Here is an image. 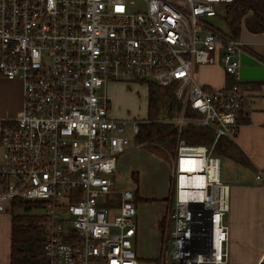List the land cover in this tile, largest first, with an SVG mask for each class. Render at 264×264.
I'll return each mask as SVG.
<instances>
[{"label":"built area","instance_id":"built-area-1","mask_svg":"<svg viewBox=\"0 0 264 264\" xmlns=\"http://www.w3.org/2000/svg\"><path fill=\"white\" fill-rule=\"evenodd\" d=\"M232 1L0 0V78L23 86L22 112L0 118V212L41 202L49 264L137 262L134 192L117 190L114 176L117 156L141 146L134 138L147 117L111 114L108 85L120 82L172 86L180 104L157 120L177 131L160 264L228 263L229 186L213 147L234 140L250 97L239 75L246 45L210 18ZM216 63L228 82L205 87L195 67ZM187 106L199 117L185 118ZM185 123L212 128L213 142L188 143ZM190 173L203 177L199 196L181 184Z\"/></svg>","mask_w":264,"mask_h":264},{"label":"crops","instance_id":"crops-1","mask_svg":"<svg viewBox=\"0 0 264 264\" xmlns=\"http://www.w3.org/2000/svg\"><path fill=\"white\" fill-rule=\"evenodd\" d=\"M238 38L246 45L242 52L260 61L256 67L263 68L264 31L252 33L242 26ZM202 66L206 73L213 74L210 77L207 74L196 76L200 84L221 87L228 82L220 63ZM242 79L250 102L239 113L234 142L249 165L221 157L226 167L222 181L229 186V210L225 217L229 225L227 264H260L264 259V79ZM22 92L21 81L0 78V118L14 117L22 112ZM171 166V159L165 160L143 146H130L117 156L115 188L131 189L129 183H134L132 174H136L137 196L144 199L136 201L135 250L140 261L145 253L152 257L158 252L160 231L157 221L166 206L164 198L170 186ZM258 171L263 173L261 181L255 179ZM119 177L126 180L125 184L121 185ZM148 179H153L152 185L146 183ZM10 247L11 214L0 212V264H10Z\"/></svg>","mask_w":264,"mask_h":264},{"label":"trees","instance_id":"trees-1","mask_svg":"<svg viewBox=\"0 0 264 264\" xmlns=\"http://www.w3.org/2000/svg\"><path fill=\"white\" fill-rule=\"evenodd\" d=\"M224 18L227 21L229 33L235 38L239 37L242 26L252 33L263 32L264 0H233L225 7ZM147 92V121L140 124L134 142L162 157H171L172 160L176 150L177 131L172 123L157 120L160 117L167 119L175 117L180 104L174 98L172 86L164 87L149 83ZM184 117L195 118L199 115L187 106ZM181 136L191 144L210 145L214 140L215 131L209 127L185 123L181 129ZM213 150L220 157H227L242 165H249L234 140L225 136L216 140ZM132 177L137 183L136 174H132ZM134 200H144L137 196V189L134 190ZM118 203L119 194H111L107 204L115 206ZM10 214V264H49L43 250L45 215L41 202L14 200ZM260 264H264V259Z\"/></svg>","mask_w":264,"mask_h":264},{"label":"rangeland","instance_id":"rangeland-1","mask_svg":"<svg viewBox=\"0 0 264 264\" xmlns=\"http://www.w3.org/2000/svg\"><path fill=\"white\" fill-rule=\"evenodd\" d=\"M210 21L220 30L224 32H229L227 21L224 18V13L222 9H220L219 15L217 17L210 18ZM202 65H196L195 67V73L196 76H203L205 74L210 77L213 73L209 72L206 73L207 70L205 68L202 69ZM108 91L109 95L111 96V114L117 117L122 118H133L136 116H145L147 113V99H148V92L146 84H141V82L138 83H131L127 85L126 83H110L108 85ZM5 111V110H4ZM6 113V111H5ZM2 114V113H1ZM165 160H170L171 157H162ZM222 159V158H221ZM225 160H221L220 165V178L223 180L224 172H226L225 169ZM172 166L170 167V174H171ZM117 172V171H116ZM160 173V172H159ZM137 176V175H136ZM116 178L117 175L115 173L114 181L116 184ZM128 178V177H127ZM119 179L122 180V177H119ZM134 181V180H133ZM126 180L121 181V185L125 184ZM153 179L146 180V183L149 185L153 184ZM163 182V177H161L160 174V183ZM131 188L130 190L133 191V189H136L135 186H138V183H129ZM171 179H170V186L168 189L167 196L164 198V201L166 202V206L164 207L162 215H160V218L157 221V227L160 231V245L158 248V252L150 257L149 253H145V257L141 259L137 256V262L135 264H160L161 259L163 257L164 251H163V240L168 230V212L172 205V198H173V192L171 193ZM173 185V184H172ZM117 186V185H116ZM115 186V187H116Z\"/></svg>","mask_w":264,"mask_h":264},{"label":"water","instance_id":"water-1","mask_svg":"<svg viewBox=\"0 0 264 264\" xmlns=\"http://www.w3.org/2000/svg\"><path fill=\"white\" fill-rule=\"evenodd\" d=\"M256 64H261L260 61L249 56L245 52L240 53V78L247 79H264V67H256Z\"/></svg>","mask_w":264,"mask_h":264},{"label":"bare ground","instance_id":"bare-ground-1","mask_svg":"<svg viewBox=\"0 0 264 264\" xmlns=\"http://www.w3.org/2000/svg\"><path fill=\"white\" fill-rule=\"evenodd\" d=\"M183 164H184V167H188L187 162L185 160L183 162H181V165H183ZM192 171H195V169ZM181 184L185 185L184 187L189 188L186 190V192H185L186 194L190 193V194H194L196 196H199L200 189H195V188L202 187L203 177L197 173H190V175H188V177H186V179L181 180Z\"/></svg>","mask_w":264,"mask_h":264}]
</instances>
